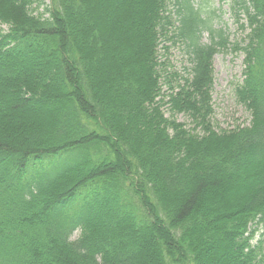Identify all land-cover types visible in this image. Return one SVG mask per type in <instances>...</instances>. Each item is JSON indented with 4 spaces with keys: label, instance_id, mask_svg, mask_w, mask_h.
<instances>
[{
    "label": "trees",
    "instance_id": "1",
    "mask_svg": "<svg viewBox=\"0 0 264 264\" xmlns=\"http://www.w3.org/2000/svg\"><path fill=\"white\" fill-rule=\"evenodd\" d=\"M195 1L175 0L191 69L165 101L169 0H51L47 17L0 0V264H264V0H228L252 120L221 132L229 29Z\"/></svg>",
    "mask_w": 264,
    "mask_h": 264
},
{
    "label": "rangeland",
    "instance_id": "2",
    "mask_svg": "<svg viewBox=\"0 0 264 264\" xmlns=\"http://www.w3.org/2000/svg\"><path fill=\"white\" fill-rule=\"evenodd\" d=\"M43 4L37 6L34 10L35 15L42 14L47 17L46 8L51 6V0H42ZM228 0H196L195 4L203 3L202 7H205L208 11L210 18L212 19L211 25L216 28L229 29L228 36L230 43L226 49L221 51L214 58V70H215V83L212 93V104L214 114L212 123L216 131H229L237 127L249 126L252 120L251 112L241 105L235 97V89L239 84L243 83V71H244V54L240 50H236L237 44L240 47H244L245 43L243 38L245 33L239 28L240 25L236 22L233 15L230 13ZM175 0H169V14L171 21L174 25L168 26V32L170 37L174 35L176 27H180L177 15L178 6L174 5ZM201 5V4H200ZM7 29V27H3ZM224 31V30H223ZM163 39V40H162ZM159 47V57L164 64L162 75L164 86H162V97L165 101L168 100L170 93L167 84L166 77H170V82L173 86H177L181 83L182 77H186L191 69V62L188 55L187 47L177 37L162 38ZM203 43H209L210 35L205 32L203 37ZM240 44V45H239ZM165 106L164 110L166 111ZM168 116H171L168 114ZM177 122L184 123L190 130L194 125L188 116L184 114L174 115ZM255 229L252 245L256 246L262 241L261 250L259 251V258L264 259V225L259 224L253 226ZM79 232H76L73 236L77 238Z\"/></svg>",
    "mask_w": 264,
    "mask_h": 264
}]
</instances>
